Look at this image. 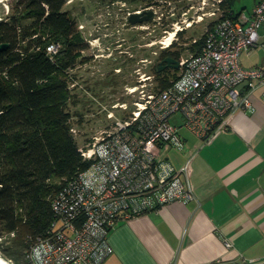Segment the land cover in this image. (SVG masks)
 Listing matches in <instances>:
<instances>
[{"label":"built area","instance_id":"built-area-1","mask_svg":"<svg viewBox=\"0 0 264 264\" xmlns=\"http://www.w3.org/2000/svg\"><path fill=\"white\" fill-rule=\"evenodd\" d=\"M215 1V8L201 11L205 13L197 21L203 14H219L206 28L199 48L178 59L177 76L168 86L157 87L155 76L136 66V82L124 86L128 99L102 106L112 121L93 134L86 146L78 147L89 163L51 197L53 218L44 233L27 235L22 264H35L33 249L41 253L39 264H102L112 253L108 233L117 220L195 198L189 182L184 184L179 177L187 174L188 163L175 168L161 155V144L182 143L171 118L179 117L181 125L207 143L229 127L235 111L251 107L256 89L264 92V67L241 63L243 53L256 47L264 52V0L256 1L249 14L223 9L222 0ZM178 29L182 30L175 26ZM167 36L159 40L161 48L175 39L174 35L165 44ZM59 48L60 43L52 41L46 45V54L53 60ZM148 62L145 57L137 61ZM13 234L0 235V240Z\"/></svg>","mask_w":264,"mask_h":264},{"label":"trees","instance_id":"trees-1","mask_svg":"<svg viewBox=\"0 0 264 264\" xmlns=\"http://www.w3.org/2000/svg\"><path fill=\"white\" fill-rule=\"evenodd\" d=\"M18 3L22 13L0 19V43L8 44L0 50V235L14 233L8 236L11 248H1V255L22 264L27 235L44 233L53 218L51 197L89 162L78 151L66 109L67 70L87 59L81 55L84 38L63 8L65 0ZM219 5L235 12L232 0ZM23 17H30L31 23L22 25ZM204 35L192 43L191 52L199 48ZM52 41L60 43L53 60L46 54ZM166 58L177 63L179 54L170 48L161 50L152 67L159 88L177 76L170 79L163 74L177 68L174 64L157 70Z\"/></svg>","mask_w":264,"mask_h":264},{"label":"crops","instance_id":"crops-1","mask_svg":"<svg viewBox=\"0 0 264 264\" xmlns=\"http://www.w3.org/2000/svg\"><path fill=\"white\" fill-rule=\"evenodd\" d=\"M252 65L264 67V58L247 67ZM251 101L207 143L181 125L179 117L173 120L182 143L161 144V155L175 168L188 163L187 174L179 177L189 182L195 198L117 220L108 233L112 253L102 264L264 262L262 88Z\"/></svg>","mask_w":264,"mask_h":264},{"label":"rangeland","instance_id":"rangeland-1","mask_svg":"<svg viewBox=\"0 0 264 264\" xmlns=\"http://www.w3.org/2000/svg\"><path fill=\"white\" fill-rule=\"evenodd\" d=\"M255 1L232 0L231 8L235 12L243 11L249 14ZM65 2L63 8L75 20L77 30H80L85 38L83 40L87 44V49L84 53L92 59L83 65L77 62L72 69L67 70L69 71L67 83L73 86L69 87V101L66 109L70 113L69 124L74 130L71 131L72 136L80 147L86 146L93 134L112 121L101 111L102 106H109L117 100L128 99L124 93V86L136 82L137 75L133 72V68L139 66L142 71L154 75L152 67L159 58L161 50L164 49L159 43L163 35L173 31L175 26L182 28L178 30L179 34H175L174 44L167 48L177 52L179 58L187 57L191 53L193 40L199 39L219 14V12L215 16L203 14V19L197 21V16L205 13L201 11L215 8V0H206L203 9L199 8L202 0H153L151 2L146 0L133 2L74 0L70 6L66 0ZM145 6L155 10L152 18L142 23L131 24L127 19L128 11ZM22 12V6L19 5L18 0H0V19L8 20L10 16ZM31 21L30 17H23L21 24L28 25ZM188 23H191V26L186 27ZM150 42H153L152 45H147ZM259 48L256 47L249 54L241 55L243 66L247 67L256 61L261 62L264 54L258 50ZM123 50H125L124 53ZM93 52L103 55L95 57ZM109 52L111 55L107 57ZM144 57L150 62L144 65L137 63L139 58ZM117 66L122 67L124 73H115L113 69ZM178 70L174 67L168 68L163 74H167L171 79ZM175 118L176 116H173L171 121ZM10 246L11 238L8 236L0 240V255L1 248H11ZM6 260H11L12 264H15L14 259Z\"/></svg>","mask_w":264,"mask_h":264},{"label":"water","instance_id":"water-1","mask_svg":"<svg viewBox=\"0 0 264 264\" xmlns=\"http://www.w3.org/2000/svg\"><path fill=\"white\" fill-rule=\"evenodd\" d=\"M153 15H154V12L152 10H147L144 12H132L128 17V21L131 24L142 23V22L152 18ZM7 46H8L7 43H0V50L5 49ZM165 61L167 64L171 63L177 67V63L174 62V60L166 58ZM162 68H163V66H158L157 70H161ZM258 264H264V262H261Z\"/></svg>","mask_w":264,"mask_h":264},{"label":"flooded vegetation","instance_id":"flooded-vegetation-1","mask_svg":"<svg viewBox=\"0 0 264 264\" xmlns=\"http://www.w3.org/2000/svg\"><path fill=\"white\" fill-rule=\"evenodd\" d=\"M67 1V3H68V5L70 6L71 5V3H73V1L74 0H66ZM129 1H136V0H129ZM148 2H151V1H148ZM66 3V2H65ZM152 10L153 12H155V10H153L152 8H150V6H145V7H143V8H141V9H138V10H136V9H133V10H131V11H128V13H127V19H128V17H129V15L132 13V12H144V11H147V10ZM80 31V30H79ZM83 36V35H82ZM85 39V38H84ZM87 45V44H86ZM87 49V46H85L83 49H81V55L82 56H84V57H86L87 59L84 61V62H79V63H81V64H79V65H83V64H85L89 59H91V58H88L87 56H86V54L84 53L85 52V50ZM97 50H98V48H97ZM124 51L125 50H123V53H124ZM126 53V52H125ZM108 54H110V52L108 53ZM108 54L106 55L107 57H108ZM93 55L95 56V57H98V56H101V55H103L102 53H97V52H93ZM130 57V56H129ZM112 59H116V57H112ZM92 60V59H91ZM160 64L161 65H159V66H164V64H167L166 63V61H164V62H160ZM171 63H169V65H170ZM116 68H119V70L118 71H116L115 69ZM113 71L115 72V73H124V70L122 69V67H120V66H117V67H115L114 69H113Z\"/></svg>","mask_w":264,"mask_h":264},{"label":"clouds","instance_id":"clouds-1","mask_svg":"<svg viewBox=\"0 0 264 264\" xmlns=\"http://www.w3.org/2000/svg\"><path fill=\"white\" fill-rule=\"evenodd\" d=\"M41 253L37 252L36 249H33L32 253V259L34 260L35 264H39ZM0 264H12L11 260H4L2 257H0Z\"/></svg>","mask_w":264,"mask_h":264},{"label":"bare ground","instance_id":"bare-ground-1","mask_svg":"<svg viewBox=\"0 0 264 264\" xmlns=\"http://www.w3.org/2000/svg\"><path fill=\"white\" fill-rule=\"evenodd\" d=\"M179 30V29H178ZM176 34V31H175V28H174V30L173 31H171V32H168V36H167V38H165L164 39V43L165 44H168L169 42H170V40L172 39V37L174 36ZM0 257H2L1 255H0ZM4 260H6L4 257H2ZM7 261V260H6Z\"/></svg>","mask_w":264,"mask_h":264}]
</instances>
